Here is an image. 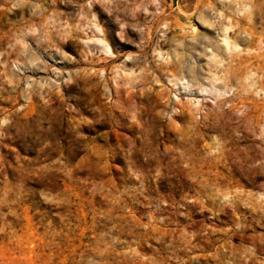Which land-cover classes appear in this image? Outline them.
I'll return each instance as SVG.
<instances>
[{
  "label": "rangeland",
  "instance_id": "374dc122",
  "mask_svg": "<svg viewBox=\"0 0 264 264\" xmlns=\"http://www.w3.org/2000/svg\"><path fill=\"white\" fill-rule=\"evenodd\" d=\"M0 264H264V0H0Z\"/></svg>",
  "mask_w": 264,
  "mask_h": 264
},
{
  "label": "bare ground",
  "instance_id": "6f19581e",
  "mask_svg": "<svg viewBox=\"0 0 264 264\" xmlns=\"http://www.w3.org/2000/svg\"><path fill=\"white\" fill-rule=\"evenodd\" d=\"M201 14V13H200ZM203 21H206L205 18L203 16L200 17ZM235 20V19H234ZM226 21V20H225ZM236 24V23H234ZM230 25V24H229ZM252 28V27H251ZM253 30L243 26L240 27L238 29H234L233 27L230 26H225L224 27V33L223 36L220 39V43H218L217 45H212L210 44L211 47L210 48V53H211V58L215 59V64H218V62L221 61V56H219V52L225 54L227 52L228 49H231V47L233 48H238L239 47V41L243 40V41H251L252 39V35H253ZM208 35V34H205ZM200 36V35H199ZM201 37V36H200ZM199 38V37H198ZM204 38V36H203ZM193 39V38H192ZM190 40V39H189ZM219 42V41H218ZM253 45V44H252ZM258 45V44H257ZM202 46V45H201ZM245 46V45H244ZM208 46L205 45V47H203V49H207ZM246 47V46H245ZM248 48V47H247ZM109 49V48H108ZM185 50V49H184ZM247 50V49H246ZM252 50V49H250ZM105 51V50H104ZM181 51V50H180ZM178 50V48H174L172 51V56L175 59V63L179 66V70H180V79H185V74H182L186 69H191L193 66L191 65L190 61H186L184 59L181 58V52ZM106 52V51H105ZM107 53V52H106ZM189 53V52H188ZM205 54V52H203ZM202 53V54H203ZM237 54V53H236ZM235 54V55H236ZM238 55V54H237ZM187 56V53H186ZM261 56V55H260ZM234 57V56H233ZM239 57V56H238ZM250 57V56H249ZM223 58V57H222ZM251 58V57H250ZM253 59V58H252ZM223 60V59H222ZM229 60V59H228ZM244 60H248V59H244ZM254 60V59H253ZM233 61V60H232ZM243 62V60H241V58H239L235 63V70H239L242 66H244L245 68L251 67V64H253V61L250 62H246L244 64H241ZM230 64V63H229ZM232 67V66H231ZM244 68V69H245ZM263 68V67H262ZM217 69V68H216ZM215 69V70H216ZM251 69V68H250ZM261 69V68H260ZM222 70V69H221ZM226 70V71H225ZM225 76L226 78L229 77L231 75V69H229L228 67L225 69ZM220 71V70H219ZM218 71V72H219ZM233 71V70H232ZM234 72V71H233ZM238 72V71H236ZM234 72V73H236ZM247 72V71H246ZM177 73V72H176ZM207 73V72H206ZM213 73V72H212ZM189 74V73H188ZM217 74V73H216ZM233 74V73H232ZM213 75V74H212ZM203 76V75H202ZM216 75H213V77ZM206 77V76H205ZM212 77V76H210ZM190 78V77H189ZM195 81H200V79L202 80L203 78L200 77H196L194 78ZM209 79V78H208ZM207 79V80H208ZM214 79V78H213ZM228 79V78H227ZM179 80V79H178ZM229 80V79H228ZM217 81V80H216ZM226 82V81H225ZM207 83V82H206ZM190 84V83H189ZM196 85V84H195ZM200 85V84H199ZM226 85V84H225ZM200 87V86H199ZM200 89V88H199ZM145 94V93H144Z\"/></svg>",
  "mask_w": 264,
  "mask_h": 264
},
{
  "label": "clouds",
  "instance_id": "9594fccd",
  "mask_svg": "<svg viewBox=\"0 0 264 264\" xmlns=\"http://www.w3.org/2000/svg\"><path fill=\"white\" fill-rule=\"evenodd\" d=\"M133 175H136V178L140 180V183H141V185H142V184H143V175H142V174H136V173H133ZM124 182H125L126 184L129 183L128 180H125ZM130 191H131V193H132V195H133V198H135V196L138 195V194H139V195H142V194H143L142 189L140 190L139 193L136 191L135 188H131Z\"/></svg>",
  "mask_w": 264,
  "mask_h": 264
}]
</instances>
